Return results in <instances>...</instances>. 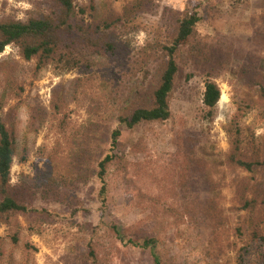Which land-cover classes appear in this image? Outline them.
Returning a JSON list of instances; mask_svg holds the SVG:
<instances>
[{
    "label": "rangeland",
    "instance_id": "374dc122",
    "mask_svg": "<svg viewBox=\"0 0 264 264\" xmlns=\"http://www.w3.org/2000/svg\"><path fill=\"white\" fill-rule=\"evenodd\" d=\"M131 1L78 0L94 23L121 15ZM202 1V20L178 53L172 117L125 130L129 161L140 171L132 179L130 170V178L138 183L127 184L111 166L104 206L94 173L118 115L149 98L165 68L154 48L171 41L189 4ZM45 2L0 0V18L49 13ZM115 34L128 45L125 57L83 47L90 67L72 71L54 64L38 69L15 45L0 54V115L16 147L11 186L37 210L0 226V264H87L90 246L100 264H152L148 251L125 246L114 227L124 239L155 237L163 264H264V243L255 236L264 235V102L254 87L264 80V0H149L139 27ZM208 78L222 91L213 119L202 118ZM233 141L259 157L254 173L226 163ZM48 175L62 180L42 189L22 182L45 183ZM208 181L226 218L219 228L199 210L188 214L197 196L202 205L214 195ZM246 200L257 202L245 209Z\"/></svg>",
    "mask_w": 264,
    "mask_h": 264
},
{
    "label": "trees",
    "instance_id": "16d2710c",
    "mask_svg": "<svg viewBox=\"0 0 264 264\" xmlns=\"http://www.w3.org/2000/svg\"><path fill=\"white\" fill-rule=\"evenodd\" d=\"M147 3L149 4V0H133L126 5L121 15L114 14V18H104L102 21L94 23L85 20L84 16L88 9L85 5L79 4L78 0H46L45 5H49V9L52 8L49 13L45 11L30 12L23 20L0 18V54L4 52L7 46L15 45L22 58L27 62L35 61L38 69L54 64L58 67L63 66L65 71L90 67L91 60L84 53L83 47L91 53L96 51L106 54L111 59H121L129 52L128 45L123 44L115 32L122 27L134 26L138 28L139 17ZM202 5H204L203 1L202 3L189 4L179 14L175 25V34L171 41L165 44L157 43L154 48L158 54L165 56V68L162 70L158 82L155 83L149 98L138 106H130L129 109L125 110L126 112L118 115V127L110 133V147L102 159L98 161L94 173L101 184L99 196L104 206L107 203V176L111 166L114 165V169L119 171V176L127 184L134 182L132 179L136 178V172L140 173L139 166L129 161V150L124 143L125 130L132 131L143 124L166 123L172 117L170 100L177 77L180 74L178 53L188 45L201 22L200 10ZM152 45L153 43H150L143 53L144 59H142L141 69L145 73L147 72V54L150 55ZM254 87L259 99L264 102V80L256 82ZM221 96L220 86L208 78L202 96L203 119L205 117L213 119L214 110ZM202 141V138L198 139V142ZM15 155L16 147L13 132L0 115V226L10 224L18 214L26 215L37 211L32 208L31 204L23 201L21 195L17 194L11 186ZM226 157V163L231 168L242 169L249 173H254L260 165L259 157L244 153L237 141H233ZM130 170L134 171L132 179L130 178ZM58 179L62 180V176L48 175L42 179L45 183H40V178H26L22 182L24 185L38 186L42 189L55 184ZM67 180L68 177H65L63 182H67ZM208 184L214 195L208 197L202 202V205H199L197 199L200 196H197L191 204L193 211L188 214L191 218L199 210L207 221L219 228L226 222L223 209L220 206V193H215L216 186L212 181H208ZM185 189L188 191L189 187L185 186ZM256 202V200H246L244 208L254 206ZM238 230L240 231V229ZM114 232L121 236V241L124 242L125 246L148 251L152 258V264H163L157 253L159 242L155 237H139L137 234H132L128 239H124L117 227H114ZM255 236L257 240L264 243V235L255 234ZM239 255L242 262H245V255L243 253H239ZM87 260V264L89 262L100 264L92 246L88 248Z\"/></svg>",
    "mask_w": 264,
    "mask_h": 264
}]
</instances>
